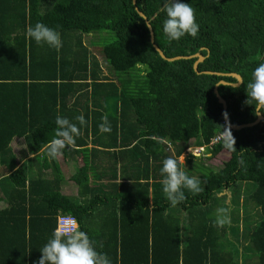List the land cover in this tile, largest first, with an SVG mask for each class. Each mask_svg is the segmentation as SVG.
<instances>
[{
  "label": "trees",
  "instance_id": "16d2710c",
  "mask_svg": "<svg viewBox=\"0 0 264 264\" xmlns=\"http://www.w3.org/2000/svg\"><path fill=\"white\" fill-rule=\"evenodd\" d=\"M165 2L136 0L151 24L154 42L167 57L201 53L205 59L198 64L199 71L238 73L239 86L219 84L218 92L227 102L230 122L254 121V106L245 103L246 86L256 67L264 63V0H180L194 9L199 32L196 38L186 34L171 42L163 31ZM37 22L59 32L63 42L59 51L26 36V29ZM94 32L101 40L104 33L112 36L98 45L114 78L102 71L90 48L96 42L84 43V35ZM5 54L7 62L1 57ZM195 60L160 57L132 0H0V162L8 169L15 166L10 146L14 137H24L34 151L53 139L57 116L86 128L76 120L83 115L97 129L107 115L114 134H96L97 142L112 148L144 145L146 150L139 153L147 162L144 171L148 174L151 157L158 179L151 184L136 182V191L113 188L102 197L89 185L78 203L60 193L58 176L29 177L27 169L18 166L0 177V192L18 197L0 210V264H38L40 250L52 238L62 214L74 216L111 264H264V113L253 126L231 129L237 151L225 149L224 110L213 88L219 80L233 83L236 79L197 73ZM137 73L145 79L140 86L134 83ZM41 81L52 86L49 93L38 90ZM83 140L80 135L76 143ZM191 144L204 146L209 156L227 151L229 157L217 169L196 161L194 155L181 163L178 156ZM168 157L177 159L188 176L197 177L204 191L194 194L184 188L187 199L173 206L161 183ZM44 164L47 168L45 160ZM247 181L253 183L252 191L241 198ZM225 189L232 192L230 206L241 198L260 210L240 219L224 203L227 195H218ZM213 199L223 206L213 208L217 203ZM101 204L110 208L109 213ZM219 208L228 209L230 225L214 226ZM90 216L98 218L100 225H88Z\"/></svg>",
  "mask_w": 264,
  "mask_h": 264
},
{
  "label": "clouds",
  "instance_id": "9594fccd",
  "mask_svg": "<svg viewBox=\"0 0 264 264\" xmlns=\"http://www.w3.org/2000/svg\"><path fill=\"white\" fill-rule=\"evenodd\" d=\"M162 11L166 13V19L163 22V31L168 40L179 41L186 34L193 38L198 36L199 25L196 21L195 11L191 5L181 3L180 0H166ZM26 36L33 39L37 44L45 43L59 51L63 47L58 31L49 28L43 23L37 22L34 27L29 26L26 29ZM252 81L247 84L246 104L254 106V114L264 113V63H260L252 73ZM225 120H228V113H224ZM80 126L87 124L85 117L79 115L76 117ZM55 123L57 125L54 138L44 145L46 155L50 159H57L63 155L65 148H75L76 138L81 133V127L72 123L69 119L57 116ZM102 133L111 132V124L107 115L102 117V123L99 125ZM223 147L229 152H236V140L232 134L231 127H225L222 133ZM206 153V152H203ZM239 163L244 164L242 159ZM161 173L164 176L161 183L166 199L173 205L184 202L187 197L182 189L186 188L194 194H200L204 191L201 182L197 177H190L179 166L177 159L168 157L163 161ZM227 192L218 193L222 196ZM231 224V217L228 209H217V216L214 226L224 227ZM99 247H103L102 244ZM42 255L38 264H111L107 254L97 251L96 242L91 240L89 235L80 230L79 224L72 220L66 222L64 226H58L52 235V238L40 250Z\"/></svg>",
  "mask_w": 264,
  "mask_h": 264
},
{
  "label": "crops",
  "instance_id": "0c3cea01",
  "mask_svg": "<svg viewBox=\"0 0 264 264\" xmlns=\"http://www.w3.org/2000/svg\"><path fill=\"white\" fill-rule=\"evenodd\" d=\"M6 52V50L4 51ZM7 61H9V57L7 54L2 55ZM0 67H3L0 66ZM41 85H39L38 90L43 94L49 93V90L52 86H48L46 81H41ZM16 95L17 93L14 92ZM46 96H44L45 98ZM68 98V95H67ZM72 101H69L71 103ZM81 106L84 107L83 99L80 100ZM82 108V107H81ZM83 109V108H82ZM91 116V115H90ZM262 120V119H261ZM86 128H81V137L84 138L83 141L77 142L75 148H65L63 150V155L57 159H50L45 152L44 145L41 146L40 149L34 151L31 149L24 137H14L10 142L11 149L16 158V164L13 168L8 169V167L0 162V177L2 175L8 176L14 169L18 166H23L27 169L29 177H51L54 175L56 178L58 176L60 180V193L65 197H70L75 199L78 203L81 201L84 196L83 192H87V186L91 185L95 186V191L100 194L102 197L103 194L109 192L111 189L117 190L120 192L122 190L121 186L127 188V191H136L138 186H136V182L147 183V181L151 183L158 182L157 172H156V164L152 162V158L149 157V171L148 174L144 171V166L147 164L144 161L143 156H140L139 153L142 154L143 151L146 150L144 145H138L137 148L132 149V143L127 144L126 146H119L117 148H112L105 146L95 139L96 134H100L101 136H105V133H102L99 128H94L92 125V120H88ZM114 134L111 130L110 133H106L107 137H111ZM103 137V138H105ZM102 138V141H103ZM96 140V141H95ZM101 141V142H102ZM19 144V147L16 149L14 146ZM15 148V149H14ZM96 149V154H90L93 150ZM126 150L124 153H117V155H113L111 152L117 150ZM198 149L192 144L186 148V157L184 162L191 156L194 155V150ZM131 150H135L133 153H130ZM107 151L108 153L102 152ZM89 152L87 155L86 153ZM184 152V151H183ZM182 152V153H183ZM209 154V153H208ZM210 155V154H209ZM196 157V156H195ZM87 158L89 159L87 161ZM192 160L196 158L192 157ZM44 160L48 165L47 168H44L41 165L44 164ZM179 161V160H178ZM152 164H154V168H152ZM83 167L86 169L83 170ZM81 169L83 171H81ZM147 175V177H146ZM53 176V177H54ZM115 183L116 188L112 186ZM111 184V187L109 186ZM245 184V185H244ZM250 182H243L242 184V193H245L247 189H250ZM141 187V186H140ZM246 187V190L244 188ZM102 189V190H101ZM149 194L151 199V185H149ZM18 197L6 196L4 193L0 192V210H4L6 206L10 203V201L17 200ZM88 199V194H87ZM229 199V198H228ZM231 200L225 201L226 206L230 207ZM150 204L152 202L150 200ZM219 205V204H218ZM218 205H214L213 208L218 207ZM247 205V213H250L251 208L256 209L254 213H250V215H256L257 211L260 210L259 205L246 204ZM105 209L104 212L109 213L110 208L103 206ZM223 205H221L222 207ZM245 203L240 198L239 202H236L234 208L236 209L235 215L237 214L240 219L244 217L243 211H241L240 207H244ZM61 208L59 207L58 212H60ZM108 210V211H107ZM203 211L206 212V206L203 207ZM182 214L184 215V211L182 210ZM101 219H103V214L101 215ZM94 223L99 224L98 218H91L88 222V225L96 226ZM56 227V226H55ZM128 228H131L130 226ZM242 228V225L240 226ZM8 231L7 229H5ZM247 240L244 242L246 243ZM3 258V257H1ZM17 258V257H15ZM9 258L7 260H11ZM38 262V261H37Z\"/></svg>",
  "mask_w": 264,
  "mask_h": 264
},
{
  "label": "rangeland",
  "instance_id": "374dc122",
  "mask_svg": "<svg viewBox=\"0 0 264 264\" xmlns=\"http://www.w3.org/2000/svg\"><path fill=\"white\" fill-rule=\"evenodd\" d=\"M106 34H107V36H105V33H104V36H103L102 40L100 39V34L97 33V32L96 33L94 32L92 34H85L84 35V43H87L88 41L96 42V45H90V48L92 49L93 53L96 55L99 63L101 64L102 71L104 73H106L109 77L111 76V78H114V74H112L108 70L107 65L104 63V61L102 59V55L99 53L100 46L103 45L105 42L109 41L112 38V36L109 33H106ZM99 42H101L100 43V46L98 45ZM131 74H134V71H132ZM115 75L121 76V75H124V74L115 73ZM135 80H137V81H135ZM135 80H134V83L137 84L138 86L142 85L145 82L144 76L143 75L140 76L139 73H137V79L135 78ZM120 82H122V81H120ZM105 136H106V133H105ZM190 141H193V140H190ZM14 147L17 149L19 147V144L15 145ZM197 148H199V146H197ZM185 150H184L183 153H181L178 156V160L181 163H185L184 162L185 157H186V151ZM203 150L205 151L204 148L202 150L201 149H195L194 150L195 156L197 155V157H198L196 159V161H198L200 159V161H202V162L204 161L203 163H205L206 165L212 167L213 169L220 168L223 165V162L226 161L228 159V157H229V153L227 151H221L220 153H218L215 156H209L208 153H203ZM208 157H210V158H208ZM251 191H252V185L250 184V189H247V191L245 193H242L241 194V198L243 196L246 198L248 195H250V192ZM231 193L232 192L230 190H227V192L225 193L227 195L225 197L226 198V201H228V200L231 199ZM212 201H216L219 205L217 203H214V204L216 206L218 205V207H221V205L223 203L222 201H218L216 199H213ZM224 203H225V201H224ZM235 204H236V202L234 203V205ZM249 204H252V201H251V203L249 202ZM230 209H231V211H233V210L236 211V209L234 208V206H230ZM240 209H241V211H243L244 215L246 216V213H247V205L245 204V206L244 207H240ZM255 211H256V209L251 208L250 213L252 214ZM250 213H248V215H250Z\"/></svg>",
  "mask_w": 264,
  "mask_h": 264
},
{
  "label": "water",
  "instance_id": "95a60500",
  "mask_svg": "<svg viewBox=\"0 0 264 264\" xmlns=\"http://www.w3.org/2000/svg\"><path fill=\"white\" fill-rule=\"evenodd\" d=\"M132 2L135 5V9H136L137 13L145 20V23H146V25L148 27V30H149L150 41H151L153 47L155 48V50L160 55V57H162L163 59H165L167 61L178 60V59H181V58H192V57H196V60L193 63V69L197 73L205 72V73H216L218 75L224 74V75L232 76V77H234L236 79V82H233V83H229V82H226L224 80H219L215 84V86L213 88V92H214V94H215L218 102L221 103L222 108H223L224 113H225L226 110H227V102L219 94V92H218V85L219 84H230L232 86H239L242 83V77L238 73H235V72H230V73H226L225 74V73L212 72V71H199L198 70V64L205 59V56L202 55L201 53H195L193 55H187V56L177 55V56H173V57H167L164 54V52L158 47V45L154 42V33H153V29L151 27V24H150L149 20L146 18L145 14L141 10H139L138 7L136 6V0H132ZM261 119H263V114L262 113L259 114V115H256V119L254 121L248 122V123L233 124L232 122L229 121V119L226 121L225 120V117H224V122H225L226 127L230 126L232 130H240V129H243V128H246V127L253 126V125L257 124Z\"/></svg>",
  "mask_w": 264,
  "mask_h": 264
},
{
  "label": "built area",
  "instance_id": "2783aa9c",
  "mask_svg": "<svg viewBox=\"0 0 264 264\" xmlns=\"http://www.w3.org/2000/svg\"><path fill=\"white\" fill-rule=\"evenodd\" d=\"M217 139L216 138H214V142L216 141ZM204 148V146H199V148L198 149H203ZM203 152H204V150H203ZM197 156V155H196ZM72 220H75L76 221V219L74 218V216H72V215H70V214H62V215H59L58 217H57V221H56V228L58 227V226H64V224L66 223V222H70V221H72ZM77 222V221H76ZM55 228V229H56Z\"/></svg>",
  "mask_w": 264,
  "mask_h": 264
}]
</instances>
